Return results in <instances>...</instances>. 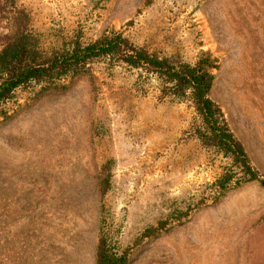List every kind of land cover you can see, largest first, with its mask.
I'll return each mask as SVG.
<instances>
[{"label": "rangeland", "instance_id": "374dc122", "mask_svg": "<svg viewBox=\"0 0 264 264\" xmlns=\"http://www.w3.org/2000/svg\"><path fill=\"white\" fill-rule=\"evenodd\" d=\"M17 0L45 48L120 32L159 57L217 60L219 104L264 179V0ZM8 33L0 20V49ZM120 67L19 91L0 123V264H95L202 198L229 159L186 139L192 110ZM106 179V181L104 180ZM128 264H264V188L251 182L134 248Z\"/></svg>", "mask_w": 264, "mask_h": 264}, {"label": "trees", "instance_id": "16d2710c", "mask_svg": "<svg viewBox=\"0 0 264 264\" xmlns=\"http://www.w3.org/2000/svg\"><path fill=\"white\" fill-rule=\"evenodd\" d=\"M149 3L147 0L146 5ZM0 20L8 29L0 49V123L8 118L17 92L48 90L88 72L91 64L102 61L110 68L120 67L136 74L144 83L155 80L158 100L187 104L193 116L186 139H196L203 148L230 160V165L222 168L221 175L205 186L203 196L196 204L146 228L130 247L119 249L105 220H102L95 264H128L134 248L167 231L171 221L187 217L207 200L217 202L229 191L251 182L264 188V179L251 165L221 107L209 97L214 71L218 67L216 58L209 52H199L193 63L174 61L135 46L114 30L89 42H83L76 34L45 48L41 35L32 27L30 12L18 5L17 0H0Z\"/></svg>", "mask_w": 264, "mask_h": 264}]
</instances>
